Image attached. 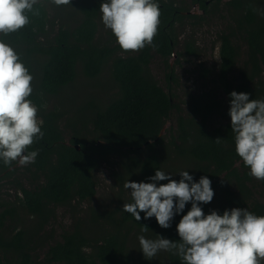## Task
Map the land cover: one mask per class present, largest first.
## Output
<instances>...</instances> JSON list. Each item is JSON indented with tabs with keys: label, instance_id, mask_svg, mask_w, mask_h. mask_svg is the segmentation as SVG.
I'll return each instance as SVG.
<instances>
[{
	"label": "trees",
	"instance_id": "1",
	"mask_svg": "<svg viewBox=\"0 0 264 264\" xmlns=\"http://www.w3.org/2000/svg\"><path fill=\"white\" fill-rule=\"evenodd\" d=\"M52 1L37 0L33 11L26 13L30 21L27 25L7 35L0 33V41L15 50L33 77L32 94L28 99L41 110L43 121L42 138L35 139L27 149L38 151V155L34 163L24 166L22 173L28 171L35 180L33 187L21 185L19 190L22 194L20 204L27 212L26 217L17 215L15 206L3 207L0 204V264H161L156 256L151 260L142 258L132 261L127 249V231L123 228L126 224L139 229L146 225L148 231L179 242L176 224L190 209V202L174 216L168 228H161L155 217L144 219L143 212L140 213L141 220L137 221L122 208L119 218H110L113 230L98 233L97 236H102L101 240L90 237L77 226L65 231L61 240L51 244V235L42 234L41 230L51 217L50 204L65 205L72 199L85 201L95 196L94 172L101 159L123 151L137 153L143 148L154 149L162 143V132L177 106L173 94L166 92L153 78L149 65L153 53H157L168 67L169 59L175 55L198 56L197 47L190 40L184 42L182 51L177 49L176 25L190 19L201 21L204 16L189 12L175 0H155L160 9V22L152 44L135 55L122 56L118 54L120 46L107 42L109 39L102 43L96 41L100 4L107 0H70V4L74 3L79 11L76 26L69 28L61 25L49 38L47 3ZM191 1L208 14L222 0ZM226 5L232 12L229 16L234 26L218 36L221 60L215 73L216 89L190 98L191 116H178V134L171 135L167 143L178 153L202 163L197 165L201 176L211 180L213 191L218 189L223 194L219 199L214 193L210 203L200 204L205 214L211 210L222 214L225 209L239 207L264 215V201L252 195L248 186L252 176L235 152L230 119L213 127L209 125L214 115L222 113L221 94L228 103V112L231 91L246 92L250 99H264V0H228ZM237 36L245 40L247 50L239 73L233 79L232 72L240 56V49L233 41ZM114 37L111 34V38ZM109 62L118 95L106 108L99 107L89 116L93 134L97 136L87 137L88 129L75 130L67 143L59 125L61 114L52 109L44 110V98L60 93L71 84L76 78L78 64L85 76L95 78ZM205 72L208 75L210 70ZM168 78L174 79L172 69ZM128 159L130 162L124 161L123 165L126 175L132 177L131 181L151 182L148 178L155 174V170L163 171L154 154H148L141 160L134 156ZM17 166L16 161L9 166L0 160V186L3 179L15 175ZM259 181L264 188V180ZM229 184H233L237 192L230 189ZM131 202L130 197L126 203ZM29 217H36L32 229L25 224ZM9 218L20 223L16 231L6 226ZM44 245L48 248L44 257L39 259L37 249ZM88 248L91 252H87ZM167 259L169 264H183L174 250L167 251Z\"/></svg>",
	"mask_w": 264,
	"mask_h": 264
},
{
	"label": "clouds",
	"instance_id": "2",
	"mask_svg": "<svg viewBox=\"0 0 264 264\" xmlns=\"http://www.w3.org/2000/svg\"><path fill=\"white\" fill-rule=\"evenodd\" d=\"M56 5L70 0H53ZM37 0H0V33L18 31L29 21ZM101 19L111 30L124 51H138L151 45L160 17L155 0H107L100 4ZM219 60V57L216 58ZM33 77L15 50L0 41V160L5 165L34 163L38 151H27L35 139L42 138L38 108L28 97L32 94ZM229 116L234 133V148L249 175L264 180V99H250L246 92L231 91ZM219 142V138H217ZM172 179L159 169L148 179L151 182L126 181L131 203L123 211L140 221L155 217L161 228L171 226L174 216L187 203L190 209L176 224L179 242L164 238L138 237L140 250L147 260L160 251H173L183 264H260L264 260V215L246 208L225 209L222 214L203 212L200 204L210 203L214 196L211 180L201 176L198 181L188 171ZM167 181L160 183L158 181ZM144 225L142 232H147Z\"/></svg>",
	"mask_w": 264,
	"mask_h": 264
},
{
	"label": "rangeland",
	"instance_id": "3",
	"mask_svg": "<svg viewBox=\"0 0 264 264\" xmlns=\"http://www.w3.org/2000/svg\"><path fill=\"white\" fill-rule=\"evenodd\" d=\"M228 0H222L220 4L213 8V12L204 14L197 4H193L191 0H175L176 4H182L189 12L197 15H203L204 20H184L183 23L176 25L178 33L177 49L182 51L184 49V42L190 40L196 45L198 56H184L177 55L171 57L170 66L168 67L164 60L153 53L152 60L149 65V71L157 83L162 86L166 92L173 94V100L177 106L171 114L165 128L162 132V143L156 145L154 149H141L137 153L126 152L116 153L107 158L101 159L99 166L94 172L96 181V194L91 200L72 201L65 205L50 204L51 217L49 222L44 225L41 230L42 234L51 235L50 243L61 240V234L74 227L80 226L82 230L90 237L102 239V236H97L98 233L112 231L111 217L119 218L120 210L131 197L129 190L124 188V183L131 181L132 177L126 175V168L123 162H130L129 156L143 159L148 154L157 156L162 170L172 175V179L179 180L180 171H188L193 176L195 181L201 177L198 166L202 165L200 162H195L187 155L178 153L171 144L167 143L171 135L178 134L177 118L179 115L189 118L191 116L189 101L195 94L208 91L209 89H216L217 77L215 75L219 63V47L220 41L218 36L221 32H227L229 27L234 26L229 16L231 10L226 5ZM47 11L49 14V35L51 38L61 25L72 28L76 26L79 19V11L74 3L67 5H56L53 1L47 3ZM102 16V14H101ZM101 16L98 20V28L96 34V41L117 44L116 38H111L110 29L106 28L102 22ZM46 39V37H44ZM43 39V38H42ZM234 43L240 49V56L237 66L232 72V77L235 79L239 73V68L246 56L247 45L241 36L234 38ZM139 51V50H138ZM138 51H124L121 48L118 54L125 56L129 54H136ZM219 57V60L216 58ZM178 60V62L176 61ZM174 71V79L168 78L170 70ZM210 70L207 75L205 70ZM118 95V87L112 77L111 62L103 66L99 75L95 78L85 76L81 65H77V74L75 80L66 86L56 95L47 96L44 103V110H56L61 114L59 125L63 131L65 141L70 142L75 130L88 129L86 136L89 138L96 137L93 134V127L90 123L89 116L94 113L97 108H106V106L114 100ZM223 100L222 113L214 115L209 122L211 127L219 125L230 119L227 111V101L225 96L221 94ZM41 110L38 109V117H40ZM93 134V135H92ZM22 166V167H20ZM24 166L18 163V171L15 175H10L1 181L0 186V204L4 206H15L17 215H26V210L21 206L20 199L22 197L20 190L21 185L25 187H33L35 180L28 171L24 173ZM252 195L259 201H264V188L260 181L253 178L248 184ZM229 188L237 192V188L233 184H229ZM215 196L219 199L223 194L217 189L214 191ZM21 217V216H20ZM26 217V216H25ZM36 223V217H29L25 224L27 228L32 229ZM20 223L16 220L7 219L6 226L11 231H16ZM130 225V224H129ZM123 228L127 231V249L132 261L144 258L140 250L138 237L143 235L148 239H158L159 236L151 231L142 232L141 229L126 224ZM115 228V226H114ZM7 232V227L4 228ZM86 230V231H85ZM45 236V235H42ZM48 245H44L37 249L39 259L44 257ZM87 252H91L88 248ZM156 257L161 264H169L167 259V251H160ZM92 264H99L95 262ZM264 264V260L260 261Z\"/></svg>",
	"mask_w": 264,
	"mask_h": 264
},
{
	"label": "water",
	"instance_id": "4",
	"mask_svg": "<svg viewBox=\"0 0 264 264\" xmlns=\"http://www.w3.org/2000/svg\"><path fill=\"white\" fill-rule=\"evenodd\" d=\"M150 141H148L147 143H149ZM77 146V149H80V146L79 145H76Z\"/></svg>",
	"mask_w": 264,
	"mask_h": 264
}]
</instances>
